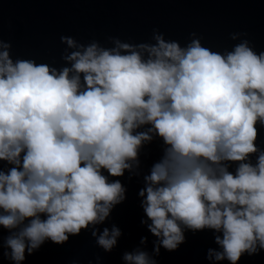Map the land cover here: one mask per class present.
<instances>
[{"label": "clouds", "instance_id": "obj_1", "mask_svg": "<svg viewBox=\"0 0 264 264\" xmlns=\"http://www.w3.org/2000/svg\"><path fill=\"white\" fill-rule=\"evenodd\" d=\"M246 35L232 33L231 50L196 33L182 46L158 29L147 42L109 37L111 46L61 36L60 68L14 59L0 39L3 261L25 264L89 231L112 253L122 230L97 225L126 202L119 178L140 169L154 140L161 151L138 195L155 256L205 230L220 248L208 261L264 252V50ZM123 260L158 264L139 249Z\"/></svg>", "mask_w": 264, "mask_h": 264}, {"label": "water", "instance_id": "obj_2", "mask_svg": "<svg viewBox=\"0 0 264 264\" xmlns=\"http://www.w3.org/2000/svg\"><path fill=\"white\" fill-rule=\"evenodd\" d=\"M154 29L182 46L196 33L213 50H231L238 41H232L230 35L246 33L255 49L262 51L264 0H0V39L12 44L13 58H34L37 63L57 68L65 66L61 57L66 45L60 42L61 36L74 37L84 44L96 40L111 46L109 37L136 43L150 41ZM260 136L264 140V131ZM160 151L159 141L154 140L141 152L140 169L119 178L127 190V200L97 225L99 232L104 228L111 231L114 224L122 230L112 253H104L89 231L70 238L62 247L46 243L28 256L25 264H96L97 256L101 264H125L124 253L137 249L146 251L158 264H228L226 260L206 259L209 249L220 251L211 230L196 235L186 231V243L178 251L169 253L161 248L159 256L153 253L156 238L140 223L146 217L138 193L144 186L143 175ZM7 235L6 230H0V243ZM142 237H147L145 244L140 243ZM0 264H8L3 261L2 250ZM239 264H264V252L243 256Z\"/></svg>", "mask_w": 264, "mask_h": 264}]
</instances>
